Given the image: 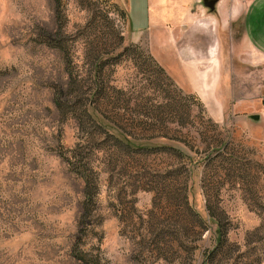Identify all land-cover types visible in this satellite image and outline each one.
Returning a JSON list of instances; mask_svg holds the SVG:
<instances>
[{
	"label": "rangeland",
	"instance_id": "374dc122",
	"mask_svg": "<svg viewBox=\"0 0 264 264\" xmlns=\"http://www.w3.org/2000/svg\"><path fill=\"white\" fill-rule=\"evenodd\" d=\"M123 1L0 0V264H264V121L179 85Z\"/></svg>",
	"mask_w": 264,
	"mask_h": 264
},
{
	"label": "crops",
	"instance_id": "0c3cea01",
	"mask_svg": "<svg viewBox=\"0 0 264 264\" xmlns=\"http://www.w3.org/2000/svg\"><path fill=\"white\" fill-rule=\"evenodd\" d=\"M123 2L129 31L150 36L152 59L179 85L216 100L233 91V109L264 121V0Z\"/></svg>",
	"mask_w": 264,
	"mask_h": 264
},
{
	"label": "trees",
	"instance_id": "16d2710c",
	"mask_svg": "<svg viewBox=\"0 0 264 264\" xmlns=\"http://www.w3.org/2000/svg\"><path fill=\"white\" fill-rule=\"evenodd\" d=\"M56 1H57V3H60L61 0H56ZM110 3L113 4V6L115 7V10H118L122 17L127 15L126 10L121 8L118 3H116V2H110ZM58 105L64 106L65 104L63 102L58 101ZM84 113L89 118H91V120L93 122H95L99 127L103 126V128H104L106 126V124H104L103 122H107L106 121L107 119L104 116H102L101 114H98V112H96V106H95V104H92V102H88L87 104H85ZM109 126H110V123H109ZM115 130H116V133L112 134V137L118 143H122L123 145H125L127 147H133V148H137V149L147 147L145 145H143V146L137 145L135 143L137 140H135L134 138H130V137L128 138L127 135L124 132H122L119 128L116 127ZM81 176L83 177V180H84V190H85V197H84V202H83L84 211H87L90 208V206L93 205L92 204L93 203V194L96 193V190H95L96 186H95V181L92 178H90L89 175H87V176L81 175ZM218 230H220V229H218ZM75 255L77 256V258H79L82 262H84L86 264H99V262H97V260H95L92 256H88L81 249L75 250Z\"/></svg>",
	"mask_w": 264,
	"mask_h": 264
},
{
	"label": "water",
	"instance_id": "95a60500",
	"mask_svg": "<svg viewBox=\"0 0 264 264\" xmlns=\"http://www.w3.org/2000/svg\"><path fill=\"white\" fill-rule=\"evenodd\" d=\"M248 118H249V120H252L253 122H256V123H257V121L262 120L261 115L258 113L257 114H250V115H248Z\"/></svg>",
	"mask_w": 264,
	"mask_h": 264
}]
</instances>
